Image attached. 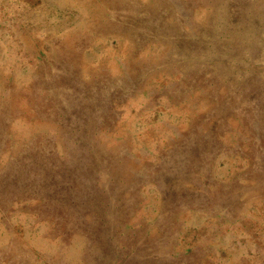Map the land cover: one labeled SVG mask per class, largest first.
I'll list each match as a JSON object with an SVG mask.
<instances>
[{
    "label": "rangeland",
    "instance_id": "374dc122",
    "mask_svg": "<svg viewBox=\"0 0 264 264\" xmlns=\"http://www.w3.org/2000/svg\"><path fill=\"white\" fill-rule=\"evenodd\" d=\"M0 264H264V0H0Z\"/></svg>",
    "mask_w": 264,
    "mask_h": 264
}]
</instances>
